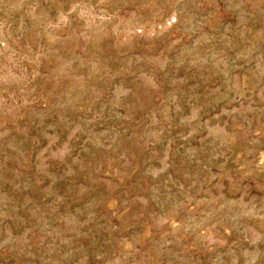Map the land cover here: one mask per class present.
Wrapping results in <instances>:
<instances>
[{
    "label": "rangeland",
    "instance_id": "374dc122",
    "mask_svg": "<svg viewBox=\"0 0 264 264\" xmlns=\"http://www.w3.org/2000/svg\"><path fill=\"white\" fill-rule=\"evenodd\" d=\"M0 264H264V0H0Z\"/></svg>",
    "mask_w": 264,
    "mask_h": 264
}]
</instances>
